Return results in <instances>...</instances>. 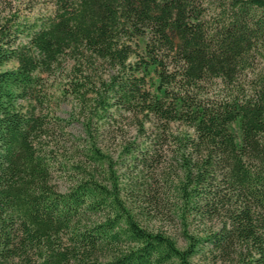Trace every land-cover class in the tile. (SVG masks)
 Returning <instances> with one entry per match:
<instances>
[{"label": "trees", "instance_id": "16d2710c", "mask_svg": "<svg viewBox=\"0 0 264 264\" xmlns=\"http://www.w3.org/2000/svg\"><path fill=\"white\" fill-rule=\"evenodd\" d=\"M45 2L0 0V264H264V0Z\"/></svg>", "mask_w": 264, "mask_h": 264}, {"label": "rangeland", "instance_id": "374dc122", "mask_svg": "<svg viewBox=\"0 0 264 264\" xmlns=\"http://www.w3.org/2000/svg\"><path fill=\"white\" fill-rule=\"evenodd\" d=\"M4 1H5V4L9 2L12 5L14 10L16 9L20 12V14L26 15L28 17L35 16L38 14L48 13L50 11V8L48 4H46L45 0H4ZM15 66H16V62L10 61L7 64H5L2 68L10 69ZM150 76H152L153 81H156V78L155 76H153V74L150 73ZM49 80L50 81L52 80L54 83L65 84L62 77H60L58 74L50 77ZM76 107H77L76 102L72 98L69 97L65 100L64 103L60 105L55 115L59 117H63V118H68L71 114L73 116V113L76 112ZM74 117L76 118L75 114H74ZM125 122H127V120H125ZM173 128L178 131L184 130L183 127L181 126L176 127V125H173ZM232 128L233 130L235 129L234 127ZM67 129H68V137H70V139L72 140H75L77 137L84 136V132H83L82 125H81V119L80 120L78 119V121H75L72 124V126L68 127ZM61 143L62 142H60V144ZM69 143L72 144V141ZM69 143H67L68 145L67 147H69ZM57 178L59 179V177ZM55 182L57 183L60 189H64L65 185L62 184L61 181L55 180ZM178 244L182 246L183 242L179 240ZM194 260H195L194 261L195 264H230L229 261H223V260L212 262L211 260H209V254H205L203 256L195 258Z\"/></svg>", "mask_w": 264, "mask_h": 264}]
</instances>
